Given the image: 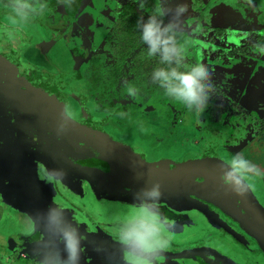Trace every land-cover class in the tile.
Wrapping results in <instances>:
<instances>
[{"label":"flooded vegetation","instance_id":"obj_1","mask_svg":"<svg viewBox=\"0 0 264 264\" xmlns=\"http://www.w3.org/2000/svg\"><path fill=\"white\" fill-rule=\"evenodd\" d=\"M6 1L8 0H0V4L7 6L8 3ZM43 1L49 0H41V2ZM191 1L189 14H195L196 11L202 12L199 21L185 33V36H190L193 33L197 34L196 31L199 28L200 32L197 36L201 40L203 47H208L211 44L209 40H213L217 34L226 33V31L230 32L232 24L239 25L247 33H250L252 29L253 34L257 35L260 33L257 28L262 25L255 19L252 23H247L244 17L242 20L240 19V15H244L243 8L246 5V1L238 4L241 9L236 7L227 15L222 16H218L217 13L210 10L213 0L207 2H201V0ZM101 2L107 3V8L113 10L115 18L112 29L113 35L94 37L92 42L90 40L91 43L85 42L87 44L86 51L83 53L82 60L79 63H73V57L72 60L67 59L69 54L67 44L73 41L68 38L69 33L65 39L67 41L66 44L61 42V38L65 32H70L74 23L82 14L85 12L92 13L90 9L87 11L80 8L82 11H76L79 13L76 19L70 20L72 21L71 23L69 21L66 26L58 23L56 26L53 25V27L48 23L51 22L52 17H48V13L43 11L41 13V16H43L42 24H39L47 28L46 31L51 35L50 41L44 43V46H39L32 42L18 44L22 35H17V32H21L20 21L7 17L0 20L1 26L5 28V31L0 29L1 33H7L6 29L8 28L9 20L17 24L16 27L10 28L11 31H16L14 39L8 41L2 37L0 38V264H38L37 256L34 253V249L38 246L37 242L46 240L48 238L47 232L49 233V239H58V236L54 235L56 226L49 223L48 212L43 213V209H39L38 202H34V198L37 196H40L39 199L42 202L45 201L49 208L59 207L64 211L66 221L63 227H68V223L79 227L81 234L80 264H124L117 234V224L121 220V216L112 214L110 216L111 220L107 221L94 219L91 217V211L84 205L87 201L85 197L93 198L97 204L110 201L117 204L121 209L125 208V206L126 208L132 207L136 213L137 209L134 207L136 202H130L129 200H134L133 194L139 189L151 187L155 183L162 185L163 196L159 201V209L160 207L171 209L175 212L174 220H177L175 226L165 225L163 235L170 240V244L160 254L156 264H226L221 259L216 261L210 255V246L207 243L209 239H201L198 236L188 238L185 241L180 240L187 233H197L194 225L202 229L204 237H213L218 240L223 250L233 245L237 249L236 252L238 254L246 253L245 258L247 254H250L252 258L256 256L262 257L258 264H264V252L259 245L258 239L260 238L264 243V233L249 222L248 216L236 202L232 201L238 209L234 210L231 207L229 203L231 201L226 196L228 190L225 188L227 187L224 186L223 188L221 184L217 185L211 181L207 183L201 182L203 179L187 182H184V179L179 180V182L177 180H165L168 174H163L162 172L159 174L154 171L155 169L148 163L149 157L144 148L138 143H131L128 140L131 139L130 137L133 138V136L138 138V134L134 130H132L130 137L124 138V141H109V137L102 135L103 132L97 135V137L102 139L103 142L101 143L87 142L85 140L84 131L89 125L82 123L81 113L85 108L91 106V104H88L90 101H96L101 104L111 99L113 90L120 86L117 84V75L122 71L124 65L132 64L128 72H132L134 76L132 80L128 79L124 86L118 88L119 92L125 91L126 86L135 87L134 82L136 79L142 83L139 77L144 78L147 76L152 78L155 68L165 67V65L160 64L159 56L149 57L147 52L144 54L140 52L143 44L141 32L139 33V44L125 59L120 60L115 45L119 38V34L116 31L118 27L117 21L121 17L120 11L123 10L124 6L134 7L140 18L144 17L147 19L154 12L155 6L159 1L129 0L124 2L120 0H101ZM142 2L144 4L143 7L140 6ZM81 12L82 14H80ZM203 14H208L210 20L203 21ZM97 15L99 18V13ZM34 16V19H36L40 15L34 14L30 17ZM197 17V15H194V18ZM225 20L226 22H223ZM207 22H210L213 26L211 29L205 26ZM165 23H167V19ZM64 30L65 32L62 33ZM32 33L36 36V40L40 37L47 38L43 31L39 33L40 35L35 30ZM80 37L82 39L85 37L81 30L79 32ZM181 37H183V33ZM76 38H78L77 35L74 39ZM235 38L228 40L226 45L217 43L218 49L227 52L226 50H230L227 48L238 46ZM11 42L17 45L14 47ZM88 47L91 48L89 55H87ZM57 48L65 50L67 55L62 56L63 59L66 57L64 59L66 61L63 60V64H68V61L72 65L71 67L64 65L65 68H71L70 73L66 74L64 70H59L55 62ZM36 52L46 56L49 61L48 64L54 67L51 68L56 72L57 76L59 71V78H62H60V82L67 94H55V89L50 87L48 83L40 84L31 75L32 70L27 68L30 61L24 62L32 58ZM17 56L19 60L15 62L14 58ZM106 56L112 57V59H109L110 63L106 62ZM215 56L217 57V53ZM214 60L212 58L210 63H206V67L210 71L213 68L212 65L216 62ZM196 64L202 63L197 62ZM229 68L231 70L234 69L232 67ZM211 80L214 84L215 80L213 77ZM220 87L222 89L225 88L222 84H220ZM160 89L162 88L154 89L150 85H146L142 89L141 86V90H144L148 96L161 97V99L167 98L166 95L164 97L161 96ZM68 90L70 91L68 92ZM139 91L132 104H141L135 106L133 111L135 116H137V113L140 116L141 112H143V115L140 116L141 121L148 116V120L144 119V121L139 122V126H142L153 121L152 112L155 109L160 110L163 106L159 107L152 103L147 107L145 106L146 104L140 103L137 100ZM145 94L144 97L146 96ZM55 98H58V101L56 99L58 103H63L62 99L67 98V104L54 106L52 105V99ZM236 100L239 101L238 99ZM158 102L163 103V101ZM243 103L245 108L240 112H244V119L247 118L248 121L254 124V132L256 134L264 132V115L259 116V118L254 117L250 114V102L243 101ZM210 104L214 103H209L208 106H211ZM66 106L71 108L75 120L71 122L70 129L63 135L57 129L60 114ZM155 123L158 127L157 130L163 127L162 124ZM81 124L84 126H81ZM90 128L96 129L95 126H90ZM134 128L139 130L138 127L134 126ZM57 135L62 136L61 141L58 140ZM150 135L152 138H156V145L164 147L172 144V142L166 141V138L159 137L158 139L160 135L154 132L153 134L150 133ZM142 137L147 138V135L143 133ZM89 140L92 139L89 138ZM142 141H145V139H142ZM200 141L196 144L195 149L191 150L201 151L202 153H198V157L211 155L212 151L215 152L213 149L201 147ZM177 143L180 144V142ZM181 144L186 152L187 148L192 146V143L184 144L182 142ZM186 145L189 146L187 147ZM108 146L112 148L110 151H108ZM218 151L224 154L219 148ZM224 155L226 157V154ZM61 169L67 173L65 178L57 180L54 178V174L50 175L52 170ZM135 170L138 172L137 175L134 173ZM45 175H47V180ZM260 176V179H262L260 185L264 188V177ZM172 178L173 176H171ZM191 183L193 185L190 189L195 192L191 196L192 199L183 196H168L170 189L176 190L181 185L184 186ZM141 198H146L143 193H141ZM167 199H171V201H165ZM247 199L255 201L257 205L259 202L261 204L258 205L260 210H264L263 198L258 197L260 201L255 200L254 196ZM194 201L200 203L203 210L193 205ZM177 203H180V205ZM14 205L18 206V208H13ZM65 206L72 211L68 212ZM205 212L212 213L223 227H219ZM197 214L202 217L208 227H200L196 222L197 219L193 221L194 216L197 217ZM99 215L102 216L101 212ZM28 218H32L34 221L31 227L26 223ZM7 220H11L14 223L12 228H7L5 223L4 226L2 225V222ZM183 226L189 227L192 231L180 235L178 232L181 231ZM62 248L63 245H61ZM97 248L101 250L97 251ZM40 249L39 258L44 259V254L48 251V245H40ZM187 250H193V256L181 257L179 255V253ZM163 258H168L169 262L166 261L167 263H164ZM176 261L178 263H175Z\"/></svg>","mask_w":264,"mask_h":264},{"label":"rangeland","instance_id":"obj_2","mask_svg":"<svg viewBox=\"0 0 264 264\" xmlns=\"http://www.w3.org/2000/svg\"><path fill=\"white\" fill-rule=\"evenodd\" d=\"M120 1L125 2L129 0ZM203 1L207 2L209 0H201V2ZM245 1L246 5L243 8L244 15H240V19L242 20L243 17L246 18L247 23H252V21L255 19L259 24H261L262 26L257 28L258 32H260L257 35L253 34V29L250 33H247L243 28H240L239 25L232 24L230 32L226 31V33L217 34L213 40H209L211 41V44L208 47H203L201 45V40L197 36V34L200 32L199 28H197V34L193 33L190 36H185V33L190 28L192 29V27H194L199 21L202 11H196L195 14L186 13L185 17L183 18V37L180 38V42L184 46V63L188 66H193L199 62L206 66V63H210L212 58L216 60V62L212 65L214 69L212 68L210 71L212 73V77L215 80L214 85L216 88V92L211 96V99L208 102V104L214 103L210 104V110L207 108L202 113L197 114L195 111L190 112L185 105L177 100L168 98V96L167 98L162 99L161 97L148 96L145 94L144 90H141V86L142 89L146 85H150L154 89L160 88V86L157 83H153L152 78L150 77H139L142 80V83L138 82L137 79L134 82L135 88L140 90L137 100L140 103L146 104L145 106L147 107L152 103L158 105L159 107H161V105L163 106L160 110L155 109V111L152 112L151 117L153 121L139 126V122L144 121V119L148 120V116L141 121L140 116L143 115V112H141L140 116H138V113L137 116H135V113L133 112L135 106L141 105L139 103L132 104L138 94L136 97H131L128 95L126 89L125 91H118V88L124 86L127 80H132L134 76L132 72H128L130 65L132 64L124 65L122 71H120L119 75H117V84L120 86L118 85L119 87L113 90L111 99L104 101L101 104L97 103L96 101H90L88 104H91V106L89 108H85L81 113V118H83L81 120L82 123L89 125V127L84 131L85 140L87 142L101 143L103 141L100 137H97V135L103 132V134H101L109 137V141H124V138L130 137L132 130H134L138 134V138L133 136V138L130 137L131 139L128 140H130L131 143H138L144 148L149 157L148 163L153 167V169H155L154 171L159 174L160 172L163 174H168L166 175L165 180H177L179 182V180L184 179V182H187L203 179L201 182H215L217 185L221 184L224 188L223 181L220 179L221 172L219 166L221 164H227L235 154L240 153L238 151H234L233 147L240 144L239 140H246L248 142L249 135L245 130H247L249 126L251 129H254V124L248 121L247 118L244 119V112H240L245 108L243 101L250 102L249 109L251 115L256 118L264 115V100H262V98L264 99V95H262L261 92V90L264 88V83L262 85L259 84L262 82V80L259 79V75L261 72H263L264 75V67L246 68L249 72L245 77L237 75L233 78L231 76L235 75L236 73L229 68H237L242 64L241 62H243V64L248 67L250 66L249 63H257L260 60L264 62V0H213L210 5V10H213L218 16H222L227 15L230 11L236 9V7L241 9V6L238 4H241ZM6 3H8V1H6ZM41 3L47 4V8L44 11L48 13V17H52L51 22H48L52 27L53 25L56 26L58 23L64 24L66 26V24H68L71 19H76V16L79 13L76 12L77 10H91L92 13H80L82 14L81 17L74 23V26L71 28L70 32H65L66 29L62 32H65L61 38V42L63 44H66L67 42L65 39L68 33V38L73 40L67 44L69 50L67 59L72 60L73 57V63L81 62L83 53L86 51L87 44H85V42L91 43L94 37L96 38L103 35H113L112 29L115 22L113 10L107 8V3L101 2V0H72L70 5L64 3L63 0H49L43 1ZM191 3L192 1L188 0V4ZM98 13L99 18L97 15ZM38 15L40 16H38L36 19H34L35 16L29 17L27 22L19 20L21 32H17V35L22 34L18 42L19 44L32 42L39 46H44V43H48L50 41L51 35L48 31H46L47 28H44L39 24H42L43 16H41V13ZM194 15H197L198 17L194 18ZM203 16V21L210 20L208 14H203ZM4 17L18 20L16 17H14L11 11L0 6V20ZM71 22L72 21H70V23ZM223 22H226V20ZM205 26L208 27V29L213 27L210 22L205 23ZM0 29L5 31V28L1 26V22ZM31 29H34L38 35H40L39 33L43 31L49 40H45L47 38L44 37H40L36 40V36L33 35V30ZM6 30L7 33H1L0 31V34L4 35L8 40L11 41L15 38L16 31H11L10 29ZM28 30L31 31L29 32ZM80 30L83 35H85L84 39L81 37V39L79 38ZM201 34L203 35V33ZM76 35L78 38L74 39ZM233 38L236 39L238 46H235L234 48H227L230 49L226 50L227 52H223L218 49L219 47L217 46V43L226 45L227 41ZM140 52H142V54L148 52V46L143 43ZM87 53V55L91 53L90 47H88ZM216 53L217 57L215 56ZM63 55H67L65 50L57 48L55 52V62L58 65L59 70H64V72L67 74L70 73L71 68H65L64 65H68V67H71L72 65H70L68 61V64H63V60L66 59V57L63 59ZM109 59H112V57H105L107 63H110ZM14 60L15 62H18V56L14 58ZM29 61L30 63L27 65V68L32 70L31 75L34 76L38 82H40V84L45 82L48 83L50 87L55 89L53 90L57 95H60L59 93H63L64 95L67 94L60 82L61 77L59 78V71L57 72V76L56 72L52 69L54 67L51 64H48L49 61L44 54H39L36 52L33 54L32 58L27 59L24 63ZM220 84L225 86V88L222 89ZM255 84H258L259 86ZM237 87L247 91L242 92L243 90L238 89ZM160 90L161 96L164 97V89ZM69 91L70 90H68V92ZM144 94L146 95L145 97ZM242 94H244L243 101H237L236 99H240ZM56 99L58 101V98L52 99V105L57 106L60 104H67V98L62 99L63 103H58ZM158 101H163V103ZM120 113H125L126 115L121 117L119 115ZM133 122H135V124H133ZM155 122L162 124L163 127L157 130L158 127ZM236 123H239V125ZM81 126L84 125L81 124ZM90 126H95L97 130L90 128ZM134 126L138 127L139 130L134 128ZM239 127H241L240 133ZM153 132L157 135H160L158 136V139L159 137L166 138L165 140L172 142V144L168 146L166 145L164 147L161 145H156V138H152L150 135V133L153 134ZM143 133L147 135V138L142 137ZM65 134L66 133H63V135ZM232 137L234 138L233 142L228 140ZM89 138L92 140H89ZM142 139H145V141H142ZM256 140L258 142H264L261 141L262 139L260 136H257ZM199 141L201 142V147L213 149L215 152L212 151L213 153L211 155H203V157H198V153L201 154L202 152L199 150H191L195 149L196 144ZM177 142H180V144ZM182 142L184 144L192 143L191 148L188 147L189 145H186L188 147L187 152L182 148ZM245 145L246 144L244 143L240 145L241 153L243 156H245L244 158L248 159V161L259 167L261 171L264 172V152L260 153V155H257L255 152V150L260 146L256 145L255 147L253 144L243 148ZM108 148V151L112 149L109 146ZM218 148L221 152L226 154V157L224 154L218 151ZM171 176H173L172 179ZM45 179L47 180V175H45ZM260 181L261 180L258 178V176H251L247 182L250 183L252 187L248 191L247 196L244 197L236 195L228 188L225 189L228 190L226 196L231 201L229 202L231 207L234 210H237L238 207H236L232 201L236 202L239 207H241L242 211L248 216L249 222L255 228L260 229L264 233V210H260L258 205L261 204L259 202L257 205L255 201H250L247 199L249 197L252 198L253 196L255 200H259L258 197L264 199V188L260 185ZM85 199H87V201L84 205L91 211V217L100 221L111 220L110 216L112 214L121 216V219H123L129 213L135 214L132 207L126 208L125 206V208L121 209L117 204H114L110 201H104L100 204H97L93 198L90 199L85 197ZM165 201H171V199H167ZM177 204L180 205V203ZM182 205L184 204L182 203ZM13 208L17 209L18 206L14 205ZM65 209L68 212L72 211L67 206H65ZM159 211L163 221L165 222V225L175 226L177 220H174V211L162 207H160ZM100 212L102 216L99 215ZM195 219H197L196 222L198 225H200V227H208L207 224L204 223L202 217L198 214L197 217L194 216L193 221ZM2 223L3 226L5 223L7 228H12L14 225L11 220H7L5 222L3 221ZM194 227L197 233H187L192 230L189 227H181V231L178 233H180V235L185 233L187 234L181 237L180 240L185 241L188 238H195L198 236V238L201 239H209L207 240V243L210 246L209 253L216 261L221 259V261L225 262L226 264H258V262H260L259 260L262 258L259 256L252 258L250 254H247V257L245 258L246 253L238 254L236 252L237 249L233 245L232 247L228 246L225 250H223L220 247L218 240H215L213 237H204V232L202 229L198 228L199 226L196 227V225H194ZM167 259L168 258H163L164 263H167ZM175 263H178V261Z\"/></svg>","mask_w":264,"mask_h":264},{"label":"clouds","instance_id":"obj_3","mask_svg":"<svg viewBox=\"0 0 264 264\" xmlns=\"http://www.w3.org/2000/svg\"><path fill=\"white\" fill-rule=\"evenodd\" d=\"M70 5L72 0H63ZM144 6L143 2L140 5ZM7 7L18 20L27 22L34 14L42 13L46 3L40 0H8ZM188 12L186 3L171 5L169 0H159L154 12L148 16L139 18L137 27L141 32V39L148 46V56H159L160 64L165 67H157L153 70L152 81L164 89L166 96L179 101L191 111L202 113L208 106L211 96L216 92L212 83V73L202 64L188 66L184 63V46L180 42L183 33V18ZM167 19V23L165 20ZM129 96L136 97L138 89L126 86ZM121 117L125 113L119 114ZM75 120L70 107H65L60 114L57 131L65 133L70 129L71 122ZM62 136H58L61 139ZM223 185L238 196L244 197L251 189L247 181L251 176L264 175L259 167L244 158L242 153L235 154L227 164L220 166ZM57 180L66 177L64 170H52ZM141 193L144 197L141 198ZM163 196L162 185L155 183L151 187H143L133 194L136 201L135 214L129 213L118 221V242L124 264H156L160 254L170 244V240L163 235L165 222L159 211V201ZM50 225L56 226L54 235L58 239L38 241L34 249L38 264H80L81 260V234L79 227L65 223V213L59 207H50L48 210ZM26 223L31 227L34 223L28 218ZM48 245V251L44 259H40V245ZM61 245L63 248L61 249ZM97 248V251H100Z\"/></svg>","mask_w":264,"mask_h":264},{"label":"trees","instance_id":"obj_4","mask_svg":"<svg viewBox=\"0 0 264 264\" xmlns=\"http://www.w3.org/2000/svg\"><path fill=\"white\" fill-rule=\"evenodd\" d=\"M155 2V0H152ZM121 17L117 21L118 41L115 43L116 51L120 56V60L125 59L129 53L139 44L140 30L137 27V21L140 15L132 6H124L120 11ZM124 34V35H123Z\"/></svg>","mask_w":264,"mask_h":264},{"label":"crops","instance_id":"obj_5","mask_svg":"<svg viewBox=\"0 0 264 264\" xmlns=\"http://www.w3.org/2000/svg\"><path fill=\"white\" fill-rule=\"evenodd\" d=\"M169 2L171 3V5L173 6V7H175V5L176 4H179V3H186L187 5H188V12L187 13H189L190 12V8H189V6H190V4H188V0L186 1V0H169ZM4 38V39H7L4 35H1L0 34V38ZM8 40V39H7ZM9 41V40H8ZM15 43V42H14ZM11 44H12V42H11ZM19 44V43H18ZM12 45H14V47L17 45V44H12ZM23 48H25V47H23ZM13 56H15L14 54H13ZM242 63V62H241ZM250 64V66L248 67V66H245L243 63L239 66V67H237V68H234L232 71H235V75H232L231 77L233 78V77H236L237 75H239V76H243V77H245L246 75H247V73L249 72L246 68H261V67H264V62H262L261 60L260 61H258L257 63H249ZM224 68V67H223ZM221 71V70H220ZM239 71V72H238ZM238 72V73H237ZM214 79V78H213ZM259 79L260 80H262V82L261 83H259L260 85H262L263 83H264V75H263V72H261V74L259 75ZM255 85H257V86H259L258 84H255ZM238 89H242V88H239V87H237ZM260 88V87H259ZM243 90V89H242ZM247 90H243L242 92H246ZM261 92H262V95H264V88L261 90ZM261 95V96H262ZM238 96V95H237ZM243 97H244V94H242V97L240 98V99H238V100H241V101H243ZM235 99H236V97H235ZM257 100V99H256ZM262 100H264L263 98H262ZM254 101V100H253ZM249 102V101H248ZM207 108L209 109L210 108V106H207ZM206 108V109H207ZM210 110V109H209ZM237 125H239V123H236ZM240 128V131H239V133L241 132V127H239ZM257 129V128H256ZM246 131V133L249 135V140H248V142L246 141V140H239V145H237V146H234L233 148H234V151H238V152H240L241 153V148H240V145L242 144V143H244V144H246L243 148H246V147H248V146H251V145H255V147H256V145H258V146H260L258 149H256L255 150V152L257 153V155H260V153H263L264 152V142H258L256 139H257V136H260L261 137V141H264V132H260V133H257L256 134V132H254L255 131V129H251L250 127L247 129V130H245ZM232 139V140H231ZM228 140H230V141H234V138L232 137V138H229ZM227 140V141H228ZM255 147H253V148H255ZM259 150V151H258ZM245 157V156H244ZM261 176L259 175L258 176V178H260ZM264 177V175H262V178ZM260 180H262V179H260Z\"/></svg>","mask_w":264,"mask_h":264},{"label":"water","instance_id":"obj_6","mask_svg":"<svg viewBox=\"0 0 264 264\" xmlns=\"http://www.w3.org/2000/svg\"><path fill=\"white\" fill-rule=\"evenodd\" d=\"M57 137H58V135H57ZM59 141H61L60 139H58ZM138 171V170H137ZM135 175H137V173L138 172H136V170H135ZM37 174V173H36ZM193 185V183H191V184H189V185H181V187H179V188H177L176 190H169V195L168 196H173V195H175V196H183V197H185V198H188V199H192V195L195 193V192H193V191H191L192 189H190L191 188V186ZM201 189V188H200ZM38 197V196H37ZM37 197H35L34 198V202H38V205H39V209H43L42 211H43V213H47L48 212V210H49V207H48V205L46 204V202L44 201V202H42V200H40L39 198H40V196L37 198ZM110 197V196H109ZM130 202H136L135 200H129ZM193 205H195V206H197L200 210H203L202 209V207H201V205H200V203H198L197 201H194L193 202ZM208 216H209V218L212 220V221H215V223H217V225L219 226V227H223L222 226V224H220L221 222H219V220H217L214 216H213V214L212 213H208V212H205ZM264 229V228H263ZM232 235L234 236V234L232 233ZM259 239V245L261 246V248H263L262 250H263V252H264V243L261 241V239L260 238H258ZM179 255L181 256V257H189L188 255H191V256H193V250H187V251H184V252H181V253H179Z\"/></svg>","mask_w":264,"mask_h":264},{"label":"bare ground","instance_id":"obj_7","mask_svg":"<svg viewBox=\"0 0 264 264\" xmlns=\"http://www.w3.org/2000/svg\"><path fill=\"white\" fill-rule=\"evenodd\" d=\"M1 7H3L4 9H8L9 11H11L6 5H2L0 4ZM1 22V21H0ZM11 20L8 21V28L7 29H10V28H14L16 27L17 24H15L14 22H11ZM18 22V21H17ZM19 28V27H18ZM31 30H34V29H31ZM31 30H28V31H31ZM1 31V30H0Z\"/></svg>","mask_w":264,"mask_h":264}]
</instances>
